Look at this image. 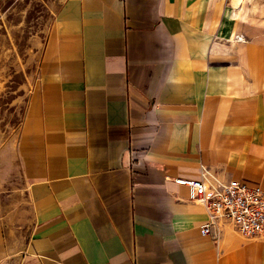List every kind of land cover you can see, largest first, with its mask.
I'll return each instance as SVG.
<instances>
[{
    "label": "crops",
    "instance_id": "crops-1",
    "mask_svg": "<svg viewBox=\"0 0 264 264\" xmlns=\"http://www.w3.org/2000/svg\"><path fill=\"white\" fill-rule=\"evenodd\" d=\"M10 53L34 71L0 121V264H264L174 180L264 196V0H0Z\"/></svg>",
    "mask_w": 264,
    "mask_h": 264
},
{
    "label": "built area",
    "instance_id": "built-area-1",
    "mask_svg": "<svg viewBox=\"0 0 264 264\" xmlns=\"http://www.w3.org/2000/svg\"><path fill=\"white\" fill-rule=\"evenodd\" d=\"M236 41H243L236 35ZM202 169L198 178L176 177L189 189V198L197 201L207 212L206 220L200 225L201 233H217L218 219L228 217L237 229L246 236H255L264 231V196L259 186H249L237 179L209 182Z\"/></svg>",
    "mask_w": 264,
    "mask_h": 264
},
{
    "label": "rangeland",
    "instance_id": "rangeland-1",
    "mask_svg": "<svg viewBox=\"0 0 264 264\" xmlns=\"http://www.w3.org/2000/svg\"><path fill=\"white\" fill-rule=\"evenodd\" d=\"M27 59L10 53L0 68V121L7 126L19 120L27 80L33 75L34 61Z\"/></svg>",
    "mask_w": 264,
    "mask_h": 264
}]
</instances>
